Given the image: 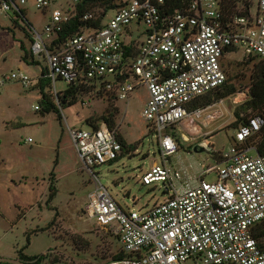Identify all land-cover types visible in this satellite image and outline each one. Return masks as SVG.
I'll return each mask as SVG.
<instances>
[{
    "label": "built area",
    "instance_id": "built-area-1",
    "mask_svg": "<svg viewBox=\"0 0 264 264\" xmlns=\"http://www.w3.org/2000/svg\"><path fill=\"white\" fill-rule=\"evenodd\" d=\"M32 1L47 15L42 30L24 17L28 0H0V13L20 16L30 26L31 55L44 61L57 103V79L86 85L95 96L102 91L115 102L139 87L147 93L140 115L156 136L162 164L153 163L141 182L161 183L168 193L148 210L123 209L93 170L123 153L117 128L99 121L68 130L94 184L85 218L115 233L127 255L104 264H264V245L256 236L264 230V155L257 153L264 118L249 116L234 129L226 150L199 142L197 147L216 154L217 165L203 171L215 173L212 182L200 177L194 186L177 183L180 173L167 166V157L178 149L175 129L196 125L193 118L211 106L191 104L226 82V56L241 51L264 60V0H258L254 13L248 0L246 14H229L225 0H107L89 10L81 6L91 0ZM73 24L77 29L60 40ZM6 80L30 86L22 70L0 78V89ZM241 96L247 98V89L212 105L237 103Z\"/></svg>",
    "mask_w": 264,
    "mask_h": 264
},
{
    "label": "rangeland",
    "instance_id": "rangeland-1",
    "mask_svg": "<svg viewBox=\"0 0 264 264\" xmlns=\"http://www.w3.org/2000/svg\"><path fill=\"white\" fill-rule=\"evenodd\" d=\"M250 2V11L254 13L258 0ZM23 13L30 24L42 30L47 15L37 10L32 0H28ZM112 14L109 11L108 17ZM29 31L30 26L20 16L0 13V78L17 70L30 78L29 87L6 80L0 89V259L17 263V251L23 249L28 256L46 254L48 264H52L53 257L61 264H104L121 245L115 233L85 218L84 209L94 184L82 168L68 130L87 129L107 109L115 110L113 129L117 128L118 136L133 149L124 148L118 159L93 170L123 209L148 210L165 200L168 193L161 183L141 182L153 163L162 164L156 136L140 115L147 93L139 87L127 100L115 102L89 92L79 95L71 105H60L54 99L57 112L44 111L37 87L44 61L37 60L39 64L33 65L22 60L21 44L30 51ZM224 61L228 78L246 91L256 60L250 61L237 51ZM67 87L65 81H55L56 92L61 94ZM50 91L55 94L53 86ZM240 99L244 100L232 103L229 99L223 105H211L201 117L193 118L201 124L204 117L219 114L207 128L202 127L215 131L210 143L216 151L226 150L233 143L234 112L246 98ZM174 132L178 149L167 157V166L180 173L181 179L175 182L194 186L200 177L214 181V172L203 171L217 165L216 154L206 147L200 150L201 146L194 144L198 138L195 134L187 135L183 129ZM51 177L56 193L49 200Z\"/></svg>",
    "mask_w": 264,
    "mask_h": 264
},
{
    "label": "trees",
    "instance_id": "trees-1",
    "mask_svg": "<svg viewBox=\"0 0 264 264\" xmlns=\"http://www.w3.org/2000/svg\"><path fill=\"white\" fill-rule=\"evenodd\" d=\"M108 2L107 0H91L90 3H85L81 6L84 10H89L95 8L101 4ZM237 2L240 3V11L237 8ZM248 0H225V10L229 14L239 13V14H246L249 8ZM242 7V8H241ZM77 29V25L73 24L72 27H67V29L62 33L60 36V40H63L67 35L72 33L74 30ZM28 40L30 41V37L28 36ZM21 48L24 50V55L22 56V60L28 64L37 65L39 62L33 58L31 52H27L24 46L21 44ZM28 57L31 60H28ZM248 60L256 62L253 64L251 74H250V83L247 88V98L246 100L238 107V109L234 112L235 121L232 123L233 129H237L240 125L245 123L249 116L258 115L264 118V60H261L257 57H248ZM46 69L43 67L40 72V76L37 80V87L39 89L40 94V103L43 106L44 111H55L57 112L56 103L54 102L55 96L50 91L51 89V81L49 78L45 77ZM235 79V78H234ZM48 89V90H47ZM47 90V91H46ZM240 89L236 86L233 82V78H228L226 82L215 89L212 93H208L191 104L190 108H204L209 105H212L216 101L221 98H226L235 92L239 91ZM242 91V90H240ZM90 88L86 85H68L66 90H64L61 94L58 93L59 104L60 105H71L74 104L78 100V96L84 93H89ZM102 91H99L97 94L98 97L102 96ZM113 97L110 95L107 96L108 101H112ZM245 113L244 116H241L240 113ZM115 110L110 111L109 109L106 110V113L101 116L100 120L94 121L92 125H96L99 121H104L108 127L113 128ZM249 115V116H248ZM248 116V117H247ZM151 131V130H150ZM152 132V131H151ZM118 140L121 142L123 149L129 148L130 150L133 149V145L127 144L121 137L117 136ZM258 148L257 153L260 155H264V133L259 136L258 140ZM53 178L51 177V182L49 184V200H51L55 193L56 188L52 183ZM257 240L260 242L261 245H264V230L257 232ZM75 241V240H73ZM127 257L126 254L120 248L119 251L114 253L110 259H122ZM47 259L46 254L35 255V256H28L23 253V249H19L17 251V263H10L8 261H4L0 259V264H48L45 263ZM52 264L59 263V259L57 257H53L51 260Z\"/></svg>",
    "mask_w": 264,
    "mask_h": 264
},
{
    "label": "crops",
    "instance_id": "crops-1",
    "mask_svg": "<svg viewBox=\"0 0 264 264\" xmlns=\"http://www.w3.org/2000/svg\"><path fill=\"white\" fill-rule=\"evenodd\" d=\"M213 122H214V119H211L210 117H207L206 116V117H204L202 119V123L201 124L196 123V125H193V126H185L182 129L185 130V131H187V135L188 134H195L196 135V138L198 137L197 138V141L194 143V144H196V146H198L199 142H203V141H206L208 143L211 142L210 139L213 138V133L215 131L213 129H211V130H205V128H207ZM202 127H205V128L202 129ZM190 139L192 140L194 138L193 137H190ZM201 148H202V146H201Z\"/></svg>",
    "mask_w": 264,
    "mask_h": 264
},
{
    "label": "water",
    "instance_id": "water-1",
    "mask_svg": "<svg viewBox=\"0 0 264 264\" xmlns=\"http://www.w3.org/2000/svg\"><path fill=\"white\" fill-rule=\"evenodd\" d=\"M196 150V149H195ZM200 150H204V148H200Z\"/></svg>",
    "mask_w": 264,
    "mask_h": 264
}]
</instances>
